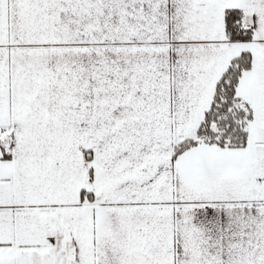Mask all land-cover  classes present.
Here are the masks:
<instances>
[{
	"label": "snow or ice",
	"instance_id": "1",
	"mask_svg": "<svg viewBox=\"0 0 264 264\" xmlns=\"http://www.w3.org/2000/svg\"><path fill=\"white\" fill-rule=\"evenodd\" d=\"M0 264H264V0H0Z\"/></svg>",
	"mask_w": 264,
	"mask_h": 264
}]
</instances>
